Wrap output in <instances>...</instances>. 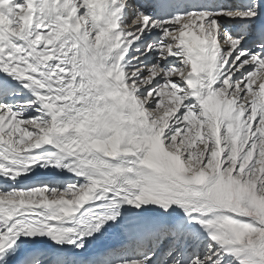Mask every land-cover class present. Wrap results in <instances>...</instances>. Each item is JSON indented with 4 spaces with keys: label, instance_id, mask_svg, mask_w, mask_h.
Here are the masks:
<instances>
[{
    "label": "snow or ice",
    "instance_id": "6c2138e0",
    "mask_svg": "<svg viewBox=\"0 0 264 264\" xmlns=\"http://www.w3.org/2000/svg\"><path fill=\"white\" fill-rule=\"evenodd\" d=\"M0 264H264V0H0Z\"/></svg>",
    "mask_w": 264,
    "mask_h": 264
}]
</instances>
